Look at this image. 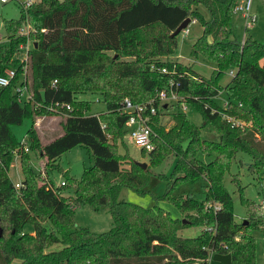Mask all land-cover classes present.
<instances>
[{
    "label": "trees",
    "instance_id": "trees-1",
    "mask_svg": "<svg viewBox=\"0 0 264 264\" xmlns=\"http://www.w3.org/2000/svg\"><path fill=\"white\" fill-rule=\"evenodd\" d=\"M15 1L19 16L2 20L6 42L0 44V74L5 68L14 69L8 84L0 88V264L13 260L15 264H207L210 251L230 254L231 264H255L251 231L264 230V218L236 223L233 198L224 182L231 160L241 162L236 159L239 153L249 157V171L264 173V42L231 38V15L239 0H37L24 8L19 4L23 0ZM187 17L202 27L191 54L216 65L208 77L190 65L165 59L177 46L172 32ZM24 24L26 35L19 32ZM27 40L32 45L21 75L18 55ZM230 70L231 79L222 86L220 79ZM21 86L26 91L22 101L16 89ZM161 90L168 96L174 91L179 98L150 116L154 149H140L148 154L144 168L127 153L117 152L127 132L121 102L126 97L134 103L147 102ZM79 92L100 93L105 111L89 113L90 101L79 99ZM182 102L199 112L201 126L180 110ZM171 104L177 109L166 125L163 112ZM51 112L64 115L62 133L42 142L34 118ZM25 117L32 125L19 143L10 125ZM206 125L219 133L217 140L206 143L201 135ZM78 145L93 157L79 178L59 164L54 169L62 171L64 183L57 186L42 169L34 172L32 154L48 166ZM200 152L215 156L204 161ZM12 154L18 155L19 182H12L7 173ZM170 155L175 163L171 176L165 177L162 197L188 213L189 220L119 197L123 187L147 192L150 168ZM201 180L202 199L191 193L170 196L178 183ZM236 184L251 214L250 207L258 204L245 198ZM82 204L95 211L107 209L111 227L93 232L76 226L74 207ZM214 204L219 207L214 209ZM26 223L32 225V233L22 230ZM261 223L263 227L258 226ZM188 225L199 226V233L182 236L180 230ZM55 243L61 247L51 249Z\"/></svg>",
    "mask_w": 264,
    "mask_h": 264
},
{
    "label": "rangeland",
    "instance_id": "rangeland-1",
    "mask_svg": "<svg viewBox=\"0 0 264 264\" xmlns=\"http://www.w3.org/2000/svg\"><path fill=\"white\" fill-rule=\"evenodd\" d=\"M200 9L204 16L209 18L208 12L203 7H200ZM251 14L256 15V20L254 24L246 30V21L242 14L238 12L232 13L231 38L242 41L245 37H251L259 42H264V0H252ZM18 16L19 8L15 0L0 2V44H4L6 42L2 20L17 19ZM186 29L187 32L181 31L177 35V46L174 52L168 57H165V59L190 65L200 76L208 77L216 68V65L201 55L193 56L191 54V45L197 37L202 34L201 24L197 20H193L187 25ZM108 54L112 53L108 52ZM18 56L19 58H22V54L19 53ZM21 69L22 72L20 74L23 75L25 66ZM232 69L234 70V68ZM230 79L231 74L228 71H225L224 75L220 79V84L225 86ZM16 89H18L17 98L20 101L24 100L26 98L24 86ZM77 96L79 99L90 101L89 113L103 112L106 109L100 93L79 92ZM222 97L223 96H221L219 100H221ZM170 103L173 104L174 102ZM172 104L169 105L166 112H163L164 114L162 120L166 125L171 123L172 119L170 113L177 109V107H174ZM187 113L197 125H202V119L199 112L190 108ZM63 118V114H55L52 112L49 114H40L34 118V126L37 129L42 142H47L62 133L61 121ZM31 125L32 120L27 117L23 118L19 124L10 125L11 133L14 135L16 141L19 143L24 141L25 133ZM124 129L127 131V127L124 126ZM201 135L203 138H206V143H209V141L217 140L219 133L210 126L206 125L202 126ZM117 152L120 155L127 153L133 159L139 162H145L147 165L149 163L148 154H142L141 150L131 142L127 132L119 142ZM214 156L215 153L210 156L204 155L201 152L199 153V157L204 161H208ZM237 158H240L241 162L232 159L229 165V170L224 174L226 188L233 198L234 221L236 223H241L242 221L250 223L253 218L259 221L264 218V173L249 171L247 164L250 162V159L247 155L239 153L236 159ZM43 163L45 162H43L42 158L32 154L31 165L34 172L39 173V170L42 169L45 171L47 177L52 181L53 185L57 186L60 184L61 180H64V178L62 176V171L54 169L55 165L59 164L62 170H68L71 176L79 178L84 168L93 164V157L85 147L78 145L64 152L59 157L58 161H54L52 165L45 166ZM174 163L175 157L170 155L159 165L150 168L152 174L146 183L147 192L140 194L129 188L123 187L120 191L119 197L123 200L133 202L144 207H159L168 211L173 218L191 219L188 213V215L186 213H181L172 200L162 197L166 192L167 187V179H165V177L171 176ZM7 173L12 182L20 181L21 173L19 171L17 154H12L11 164ZM159 175L163 177L161 178ZM236 183L239 184L245 198H248L250 201L258 204L250 207V210H252L251 214L248 213L246 206L241 201ZM202 184H204V180H201L193 185L188 182H180L171 189L170 196L177 197L181 194L191 193L196 198L202 199L205 193L202 189ZM73 221L76 226L87 227L90 231L104 232L111 227L112 220L107 209L95 211L89 204H82L74 207ZM258 226L263 227V224H258ZM22 230L24 232L32 233L33 227L31 224L26 223L23 225ZM199 230L200 227L197 225H188L182 228L179 233L184 237H193L199 233ZM251 235L253 236L255 242V264H264V230L254 228L251 231ZM60 247L61 243H55L52 245L51 249H58ZM213 253L216 252H209L207 264H220L218 261L211 258ZM16 262V260H13V264Z\"/></svg>",
    "mask_w": 264,
    "mask_h": 264
},
{
    "label": "built area",
    "instance_id": "built-area-1",
    "mask_svg": "<svg viewBox=\"0 0 264 264\" xmlns=\"http://www.w3.org/2000/svg\"><path fill=\"white\" fill-rule=\"evenodd\" d=\"M6 1L7 0H0V2H6ZM35 1L37 0H23L20 1L19 4L24 8ZM251 5H252V0H239L233 8V12L241 13L242 16L244 17L246 21L245 22L246 30L249 27H251L256 20V15L251 14ZM19 32L21 34L26 35L28 32V25L24 24L20 28ZM182 32H187V29L185 28L184 30H182ZM27 41L25 45L22 47L23 49L22 52H20V54H22V58H19L18 56L19 64L22 65L21 68H24L23 63L26 58L27 48L32 45L31 41L29 40ZM161 71L166 72V69L162 68ZM229 73L232 75L233 71L230 70ZM13 75H14L13 68H5L3 74H0V88L7 85L10 78H12ZM170 84H173V82L170 81ZM170 92L171 95L168 96L166 90H161L155 98L150 99L147 102L134 103L127 97L122 100L120 113L127 114V119L124 125L125 127H127V135L129 136V139L137 148L143 149L146 152H149L154 149L153 134L150 125V116L155 115L158 110H164L168 106V103L175 102L178 100L179 96L174 91H170ZM156 100L158 102L157 105L154 104ZM220 101H221V106L224 108L226 102L224 101L223 98H221ZM66 108L69 109L70 106L66 104ZM179 108L181 111L187 112L191 107H189L187 103L182 102ZM228 120L231 121L232 119L228 118ZM234 123L240 126L242 125V122L240 120H234ZM23 149L24 151H26L27 150L26 146H24ZM42 176L47 179L44 173L42 174ZM63 183H64L63 181L60 182V184ZM14 186L18 187V183H14ZM218 207H219L218 204H214V209H217ZM192 264H200V263L198 261H195Z\"/></svg>",
    "mask_w": 264,
    "mask_h": 264
},
{
    "label": "water",
    "instance_id": "water-1",
    "mask_svg": "<svg viewBox=\"0 0 264 264\" xmlns=\"http://www.w3.org/2000/svg\"><path fill=\"white\" fill-rule=\"evenodd\" d=\"M191 22V19L189 17H187L186 19H184L178 26L177 28L172 32V36H176L178 35L182 30H184L187 25ZM41 96L42 98H44V91H41ZM138 164H140L142 167H146L147 164L145 162H137ZM183 221H185L183 219ZM213 260L218 261L220 264H231V256L230 254H222V253H213L212 257Z\"/></svg>",
    "mask_w": 264,
    "mask_h": 264
},
{
    "label": "crops",
    "instance_id": "crops-1",
    "mask_svg": "<svg viewBox=\"0 0 264 264\" xmlns=\"http://www.w3.org/2000/svg\"><path fill=\"white\" fill-rule=\"evenodd\" d=\"M55 138V137H54ZM53 139V138H52ZM212 257V256H211Z\"/></svg>",
    "mask_w": 264,
    "mask_h": 264
}]
</instances>
